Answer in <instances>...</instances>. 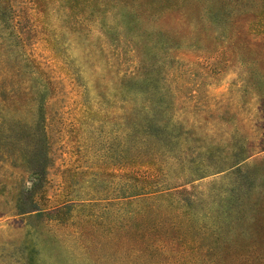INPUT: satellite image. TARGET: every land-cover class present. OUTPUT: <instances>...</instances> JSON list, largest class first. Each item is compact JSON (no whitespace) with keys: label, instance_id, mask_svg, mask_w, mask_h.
Listing matches in <instances>:
<instances>
[{"label":"rangeland","instance_id":"rangeland-1","mask_svg":"<svg viewBox=\"0 0 264 264\" xmlns=\"http://www.w3.org/2000/svg\"><path fill=\"white\" fill-rule=\"evenodd\" d=\"M9 1L5 18L14 22L0 33V47L11 48L8 66L33 92L0 95V264H131L116 256L124 175L186 195L197 217L217 213L241 176L254 189L247 196L244 187L235 210L246 218L252 203L261 209L257 236L240 248H255L249 264L264 262V31L256 41L244 34L246 20H256L246 11L259 1L223 0L217 16L199 7L188 16L181 8L150 17L138 10L135 21L118 0H91L73 19L54 0ZM37 119L48 158L33 189L40 177L24 173L20 157L26 148L40 160L29 138ZM124 143L137 161L116 166ZM235 154L248 157L242 173L229 169ZM30 192L48 217L18 215L31 208Z\"/></svg>","mask_w":264,"mask_h":264},{"label":"trees","instance_id":"trees-1","mask_svg":"<svg viewBox=\"0 0 264 264\" xmlns=\"http://www.w3.org/2000/svg\"><path fill=\"white\" fill-rule=\"evenodd\" d=\"M258 1L259 5L250 7L245 15L247 18L256 19H247L245 22L244 34L253 41L259 40V37L263 35L261 32L264 31V24L257 21L264 16V0ZM90 2L91 0H54L58 7L68 9L67 15L72 19L77 16L75 9L80 7L79 11L82 13L83 9L89 8ZM118 2L123 8L129 7L131 14L126 12V15L133 16L134 21L133 14L138 15V10H142L147 17L154 14L160 16L166 13V10L174 8H181L184 15L188 16L192 9H198V7L200 10L205 9L207 15L210 13L213 16L224 14L223 0L221 2L218 0H118ZM215 2L220 4L216 9L214 8ZM7 11L12 12L10 1L0 0V33L3 30L6 31L10 23L14 22L13 16L10 20L5 18ZM186 21L188 22V19ZM221 26L222 24L219 25V29ZM221 30L227 33V29L222 27ZM237 34L239 35V32ZM10 36L23 47L22 39L19 34L15 33L13 27ZM248 45L255 46L251 43ZM9 49L7 52L4 47H0V81L1 83L9 81L8 84H0V95L15 96L18 93L29 99L33 89L31 87L21 88L25 84V81L21 79V71L8 66ZM13 85H19V92L13 89ZM5 86L12 87L6 89ZM44 102L43 98L36 102L38 109H43ZM41 123H43L41 131L36 130ZM30 127L29 138L39 143L40 160L33 159L36 166H32V161L29 159L30 151L25 148V152L20 157L21 170L26 174L38 173L40 178L33 188L37 189L41 185L47 168L48 144L44 131V119L33 121ZM147 135L154 136L149 131V127ZM42 143L45 150H42ZM24 145L28 146V142L24 141L23 147ZM129 151L130 146L127 143L118 146L116 166L130 165L137 161L130 157ZM233 156L236 158L238 154ZM238 158L229 169L234 168L236 172L242 173L240 164L244 163L248 157ZM197 176L198 179L202 178V175ZM120 179L124 180L122 184L126 185L116 188V256L118 258L122 257L121 259L131 264H233L234 261L237 264H249V258L254 254L255 248L248 251L240 247L244 246L242 241L255 236L258 224L257 215L261 208L259 201H257L259 207L256 203H252L251 208L254 212L251 211V215L246 218L243 217L241 211L235 210L234 205L240 207L241 204L238 194L243 193L245 187L241 176L240 181L219 199L217 213L211 214L207 209H203L199 216L201 220L192 211L190 198L179 192L168 194L169 189L164 192L157 191V186H150L154 184L153 178L143 179L133 175H124L120 176ZM253 189V184H247L244 194L251 195ZM27 199L31 201V208L27 211H19L18 215L48 217L44 211L37 209L33 202L32 192ZM19 203L20 201L16 204ZM209 221H211L210 224ZM256 263L264 264V262L258 263L257 261Z\"/></svg>","mask_w":264,"mask_h":264}]
</instances>
